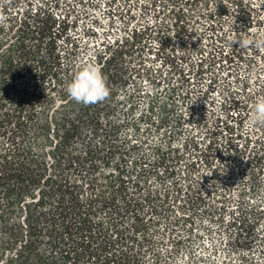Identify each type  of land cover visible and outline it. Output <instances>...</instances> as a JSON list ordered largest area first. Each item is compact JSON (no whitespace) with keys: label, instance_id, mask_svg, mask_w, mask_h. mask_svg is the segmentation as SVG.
Segmentation results:
<instances>
[{"label":"trees","instance_id":"1","mask_svg":"<svg viewBox=\"0 0 264 264\" xmlns=\"http://www.w3.org/2000/svg\"><path fill=\"white\" fill-rule=\"evenodd\" d=\"M156 1L151 2L156 19L169 15L174 35L191 38L178 0ZM126 4L107 0L108 13L127 25L133 16H124ZM70 13L60 9V0H0V264H173L158 255L146 261L153 248L147 230L155 217L173 210L170 226L182 229L172 236L176 251L185 242L202 199L190 195L178 165L187 158L193 169L198 160L209 162L208 155L193 153L196 145L189 141L171 145L174 128L161 132L170 139L165 147L149 141V133L142 142L146 146L135 143L123 130L136 131L140 121H150L151 109L123 120L115 111L136 96L141 82L158 86L162 66L187 82L179 64L183 58L174 54L171 37L157 21L133 29L128 37L136 38L134 45L124 37L77 60L81 47ZM207 28L215 29L213 23ZM147 54L160 65H146L147 58L153 61ZM213 57H200L188 71L201 77L209 64L204 61ZM86 63L99 68L108 88L102 100L87 105L66 92V83ZM127 83L133 93L121 97ZM167 120L162 116L159 122ZM231 159L224 157L228 163ZM251 159L256 168L248 172L246 185L242 181V191L252 192L256 174L264 169L263 157ZM242 194L235 199L236 210L228 211L227 227L233 231L229 244L246 248L257 236L253 229L264 209L244 204ZM209 212L212 216V207Z\"/></svg>","mask_w":264,"mask_h":264},{"label":"rangeland","instance_id":"2","mask_svg":"<svg viewBox=\"0 0 264 264\" xmlns=\"http://www.w3.org/2000/svg\"><path fill=\"white\" fill-rule=\"evenodd\" d=\"M89 1L91 3L75 4L60 0V9L71 11L73 35L81 47L77 60L91 57L95 48L107 43L117 40L120 43L124 37L130 39L128 35H132L134 28L159 21L162 31L172 39L174 54L183 58L178 61L188 77L187 82H179L177 73H171L165 65L160 67L162 80L158 86L141 82L136 96L121 105L115 117L135 119L140 112L151 109V119L140 121L136 131L125 128L122 134L146 146L142 142L144 135L149 133V141L165 147L170 139L161 132L168 133L174 128L177 134L170 140L171 145L189 141L196 145L193 153L203 158L208 155L209 162L198 160L193 169L187 166V158L178 165L181 181L190 195L202 199L189 226L192 227L189 237L176 251L172 236L180 234L182 229L170 226V221L177 212L163 211L147 230L153 239V248L146 254V261L152 262L158 255L161 262L173 264H264V214L253 229L257 236L246 248L229 244L233 231L227 227L228 211L236 210L234 203L240 193H243L244 204L264 209V169L256 174L257 183L252 192L241 190L242 181L245 185L248 182V172L256 168L255 163L250 162L252 156H261L264 160V124L246 127L252 104L257 97L264 96V48H241L236 42L230 46V41L237 38L264 35V0H178L184 22L193 32L189 39L174 35L169 15L160 13L156 19L151 3L155 0H126L125 8L129 10L128 14L123 10L124 16H133L127 25L117 15L108 13L107 0ZM209 23H213L215 29H208ZM219 38L224 39L220 42ZM135 41L136 38L130 39L133 45ZM212 56L210 62L204 61L205 65L209 64L201 77L188 71L189 67L196 66L200 57L209 61L208 57ZM147 57L154 59L151 54ZM147 63L153 68L160 65L148 58ZM185 91L189 93L183 96ZM132 93L133 88L127 83L120 96ZM176 115L181 116L179 122ZM162 116L168 118L165 124L159 122ZM157 125L166 127L156 131ZM227 155L233 158L231 163L224 160ZM236 158L239 162H235ZM151 187L156 189L157 184L152 182ZM167 188L169 186L165 190ZM223 194L227 197L225 200ZM210 207L212 216H209Z\"/></svg>","mask_w":264,"mask_h":264},{"label":"clouds","instance_id":"3","mask_svg":"<svg viewBox=\"0 0 264 264\" xmlns=\"http://www.w3.org/2000/svg\"><path fill=\"white\" fill-rule=\"evenodd\" d=\"M232 42H236L241 48H264V35L237 38L230 41V46ZM66 92L76 102L87 105L102 100L108 94V88L99 68L86 63L82 64L66 83ZM258 124H264V96L257 97L252 104L246 127L254 128Z\"/></svg>","mask_w":264,"mask_h":264}]
</instances>
